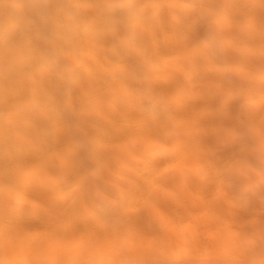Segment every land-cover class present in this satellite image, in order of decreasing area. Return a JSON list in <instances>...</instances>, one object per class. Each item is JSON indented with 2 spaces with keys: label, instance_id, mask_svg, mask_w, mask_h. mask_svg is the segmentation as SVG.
I'll return each mask as SVG.
<instances>
[{
  "label": "bare ground",
  "instance_id": "6f19581e",
  "mask_svg": "<svg viewBox=\"0 0 264 264\" xmlns=\"http://www.w3.org/2000/svg\"><path fill=\"white\" fill-rule=\"evenodd\" d=\"M0 264H264V0H0Z\"/></svg>",
  "mask_w": 264,
  "mask_h": 264
}]
</instances>
